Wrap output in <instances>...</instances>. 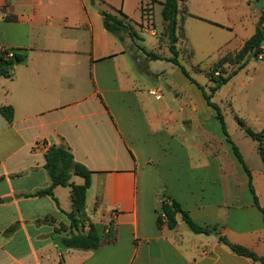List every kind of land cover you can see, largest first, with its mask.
I'll list each match as a JSON object with an SVG mask.
<instances>
[{
    "label": "crops",
    "instance_id": "obj_1",
    "mask_svg": "<svg viewBox=\"0 0 264 264\" xmlns=\"http://www.w3.org/2000/svg\"><path fill=\"white\" fill-rule=\"evenodd\" d=\"M140 2L0 0V46L28 55L0 78V107L14 108L12 122L0 112V264H263L220 240L226 236L264 257V214L250 188L251 180L264 208L263 161L252 167L240 149L250 177L202 89L172 61L146 57L141 47L165 57L172 52L164 21L160 33L150 32L159 38L157 47L135 41L143 37L141 12L133 9ZM107 6L131 19L122 38L104 25ZM180 6L187 12L178 14L184 17L178 48L188 46L185 17L191 15L223 29L218 45L228 53L255 33L264 0H187ZM207 70L195 71L211 83ZM251 79L236 73L228 82L244 88ZM152 88L160 94H150ZM260 98L258 127L235 114L255 131H264ZM52 144L69 147L92 171L87 218L101 237L108 224L115 231L97 249L62 243L88 230L84 222L71 225L69 186H56L53 196L30 195L51 184L45 163ZM256 146L253 139L259 155ZM72 181L84 179L74 175ZM165 192L218 236L191 232L180 217L174 229L159 226Z\"/></svg>",
    "mask_w": 264,
    "mask_h": 264
},
{
    "label": "trees",
    "instance_id": "obj_2",
    "mask_svg": "<svg viewBox=\"0 0 264 264\" xmlns=\"http://www.w3.org/2000/svg\"><path fill=\"white\" fill-rule=\"evenodd\" d=\"M184 0H163V10L162 15L164 19V24L166 28V33L168 36L171 34V25L173 20V15L176 12V32L178 31L179 19L178 14L183 10L187 12V9L184 7L181 8L180 2ZM104 25L107 30L110 32L119 35L122 38L123 28L125 26L130 29V23L128 22L127 15L123 13L120 9L119 13L112 14L107 11H102ZM128 33L132 34L131 31ZM180 36L176 35V40L179 41V37H184V32L182 28H180ZM169 48L172 52V56L165 57L153 51H149L144 47H141L142 51L145 53L148 59H167L172 61L174 64L178 65L182 68L183 72L190 76L189 71L186 69L184 64H182L179 56L182 50L186 49L189 51L190 56L193 55V50H188V46L183 45L181 48H178L177 44L169 45ZM14 56L5 57L0 54V78L2 76H11L12 71L16 64L23 63L27 59V49L19 48L13 49ZM264 52V8L261 12L260 18L256 25L255 33L249 37L243 44V46L235 52H228L221 56L218 61L207 70V75L210 76L212 81V85L210 86V92L206 91L204 86L198 84L200 88L203 90L207 102L213 106L216 110V116L219 119L223 132L226 136L227 141L230 143L233 152L239 159V161L243 164L245 170L248 172L251 177V170L246 164L240 149H238V145L231 138L224 113L221 110V107L218 103L212 100V97L216 93V91L222 87L225 83H227L232 76H234L239 69L245 66V64L249 61L250 57L254 56L259 58V54ZM15 60L17 63H15ZM228 66H232L231 70L227 68ZM197 70H200L201 67H197ZM219 74H216V72ZM193 79V78H192ZM0 112L2 115L9 121L12 122L14 118V108L11 105H3L0 107ZM237 121L240 127L244 130V132L256 140L257 142V151L261 156V159L264 164V131H255L253 128L248 126L242 117L236 115ZM45 167L51 177V184L49 187L45 189L38 190L30 195H54V188L58 185L61 186H69L71 188V198L73 202V210L68 213V216L71 220V225L76 226L79 222H84L88 224V230L86 232L78 231L72 232L65 237L62 238V243L66 247L72 248H80V249H97L100 247L102 242L111 241L114 238V227L112 224H108L105 227L104 236L101 237L99 229L97 225L87 218L86 213V198H87V190L91 185V176L92 171L83 163L75 160L74 155L69 147L65 145H50L48 151L46 152V163ZM74 175L81 176L84 179L83 183H75L72 181V177ZM250 188L252 193L254 194L255 203L261 208L264 214V208L260 206L258 196L255 194L254 187L250 180ZM3 201V198L0 197V202ZM157 222L159 226L167 225L170 229H174L177 227L179 223V217L188 225V227L196 232V233H209L211 229L198 224L190 215L189 211L183 206L179 200L173 197L171 194L165 192L162 196V199L159 203V207L157 209ZM220 240L226 243L231 247L235 252L249 256L255 260H260L264 264V257L259 256L255 252L249 250L246 247L241 245H237L235 243L230 242L226 236H220Z\"/></svg>",
    "mask_w": 264,
    "mask_h": 264
},
{
    "label": "rangeland",
    "instance_id": "obj_3",
    "mask_svg": "<svg viewBox=\"0 0 264 264\" xmlns=\"http://www.w3.org/2000/svg\"><path fill=\"white\" fill-rule=\"evenodd\" d=\"M184 1L187 2V0ZM193 4L194 3H192V7L194 6ZM162 6V0H141L139 7L133 5V9L140 10L141 12V15H139V24L144 25V29L140 25V27H142L140 34L143 37L137 39L135 38V41L144 43L149 49H153L159 44V38H152L150 32L155 31L156 33H160L162 29V24L164 21L162 15ZM107 8L109 9V13L114 12V10L116 11V9L112 8L111 6H107ZM117 13H119V10ZM127 18L128 22L129 20L131 21L128 16ZM178 18L180 21H184L183 14L178 15ZM185 18H187L185 29L189 37L188 46L191 50H193L194 53L192 56H190V54L188 56L187 51H185L186 49H183L179 58L193 79L187 76L184 72L183 73L197 85L200 84L197 80L202 81V86H204L206 91L210 92L212 81L211 83H204L207 79L205 74L197 73L195 70L199 66L206 69H209V67L211 68L218 61L220 55L227 52V49L220 48L218 45L223 39V33H220V31L223 29L218 26L211 27L208 25L209 23L207 21L200 20L191 15H186ZM206 25L216 29H213V31L210 32V28L205 27ZM123 32H126L124 28ZM131 35L134 36L133 33ZM227 68L231 70L233 67L227 65ZM237 73H240V76L245 79L252 78L251 80L247 81V86L244 88H239L237 85H235V81L225 83L217 92V94H214L212 100L220 105L221 110L224 113L227 129L231 138L236 143V145L240 147L239 149H241L243 152L246 160H248L252 167H254L257 161H261V158L255 149H253V139L241 129L235 114L237 113L244 117L246 119L245 121L253 128L254 126L258 127L257 125L261 123L257 122L254 111L259 106L258 101H261L260 97H264V61H262L260 58L252 56L245 66L239 69ZM258 95H260V97ZM256 129L257 128H255V130ZM185 226L187 230L194 232L189 229L187 225Z\"/></svg>",
    "mask_w": 264,
    "mask_h": 264
},
{
    "label": "built area",
    "instance_id": "obj_4",
    "mask_svg": "<svg viewBox=\"0 0 264 264\" xmlns=\"http://www.w3.org/2000/svg\"><path fill=\"white\" fill-rule=\"evenodd\" d=\"M0 54H2L5 57H12L14 56V50L11 48H6V47H2L0 46ZM260 59H262L263 57V53H260L258 56ZM216 74H219V72L217 71ZM161 89L159 88H152L150 89L149 93L155 96H158L160 94Z\"/></svg>",
    "mask_w": 264,
    "mask_h": 264
},
{
    "label": "water",
    "instance_id": "obj_5",
    "mask_svg": "<svg viewBox=\"0 0 264 264\" xmlns=\"http://www.w3.org/2000/svg\"><path fill=\"white\" fill-rule=\"evenodd\" d=\"M176 12L173 15V20H172V25H171V34L169 36V41L168 44L172 45V44H176L177 40H176ZM124 30L127 31L128 28L124 27ZM15 63H17V61L15 60ZM214 236H218V233H216V231H212L211 232Z\"/></svg>",
    "mask_w": 264,
    "mask_h": 264
}]
</instances>
